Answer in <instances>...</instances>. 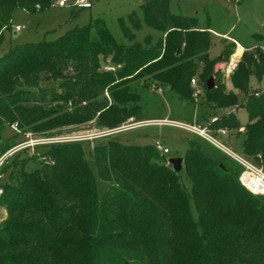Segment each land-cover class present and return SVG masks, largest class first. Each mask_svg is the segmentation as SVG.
Returning a JSON list of instances; mask_svg holds the SVG:
<instances>
[{
	"label": "trees",
	"instance_id": "obj_1",
	"mask_svg": "<svg viewBox=\"0 0 264 264\" xmlns=\"http://www.w3.org/2000/svg\"><path fill=\"white\" fill-rule=\"evenodd\" d=\"M53 4L0 0V45L18 8L34 13ZM119 24L127 43L97 17L54 39L16 44L4 52L0 134L12 124L46 132L95 119L115 128L139 116L142 95L131 82L143 78L170 89L182 104H194L191 80L199 71L209 103L240 104L215 70L221 59L210 58L209 21L201 26L198 16L174 12L171 0H146ZM145 27L154 33L140 38ZM110 57L121 65L117 72L103 68ZM210 76L215 79L211 89ZM252 76L264 79L261 47L246 52L231 77L247 96L246 122L224 112L208 125L243 128V153L264 168V91L258 96L251 91ZM183 157L191 193L182 170L151 144L111 139L95 145L89 160L84 143L70 141L48 145L20 164L13 160L0 182V206L6 210L0 221V264H264V196L241 183L243 166L196 134ZM30 160L40 166L28 168ZM98 179L109 182L102 191Z\"/></svg>",
	"mask_w": 264,
	"mask_h": 264
},
{
	"label": "rangeland",
	"instance_id": "obj_2",
	"mask_svg": "<svg viewBox=\"0 0 264 264\" xmlns=\"http://www.w3.org/2000/svg\"><path fill=\"white\" fill-rule=\"evenodd\" d=\"M76 1L78 0H69L66 6H60L59 0H54L51 7L34 13L18 8L13 16L12 28L5 30V40L0 45V56L11 46L38 42L44 38L54 39L58 34L77 24H87L91 18L97 17L105 19L114 36L119 41L127 43L119 19L137 11L146 0H89L92 2V7L80 10L77 9ZM171 6L174 12L198 16L201 26L207 25L209 21L213 41L210 58L221 59L215 64V70L220 71V74L224 76L227 91L235 92L238 95L241 105L233 107L237 109L238 119L242 123L246 122L248 112L243 105L246 103L247 96L233 86L231 77L234 72L228 74L227 69L233 59L238 61L239 65L246 52L254 51L256 47L264 49V0H171ZM17 25H24V28L18 31L16 30ZM148 33H154V31L145 27L139 33V37L144 38ZM103 68L117 72L121 65L113 63L112 57H110L103 62ZM211 77L214 79V76H210L208 82ZM193 78L197 80L198 87L202 89V93L195 96L196 87L192 85L191 80L194 104L190 102L182 104L176 93L168 88L161 89L153 83L146 84L144 78L132 81V89L142 95L141 112L139 116L129 117L115 128L99 125L96 119L46 132L25 131L18 128L16 124L8 125L0 134V182L7 179L10 169H13L12 161L15 160L14 157L19 151H21L20 156L16 158V160L19 159L18 164L22 163L24 157L42 154L47 146L53 143L82 141L86 157L92 160L94 146L107 143L111 139H119L125 144L135 145H154L157 139H161L170 150L169 153H161L168 160L174 157H183L190 146V139L195 134L178 125L159 124L160 121L169 119L205 127L208 125V121L215 116H220L232 108L216 107L207 101L204 77L201 71ZM57 84L54 81L48 82V85L57 86ZM251 91L256 93L264 91V79L260 81L256 76H252ZM104 95L110 97L108 91ZM124 126L125 129L114 132ZM221 129L227 128L212 129L219 141L263 167L257 162L258 158H252L243 153V128L228 129L226 133H223ZM12 144L16 145L10 148ZM203 145L206 144L203 143ZM206 147L210 148L208 145ZM7 153L9 155L3 158ZM6 165H10L9 169L5 167ZM27 166L28 168L38 167L40 161L30 160ZM93 168L97 175L94 166ZM181 178L184 187L191 193V179L184 170L181 171ZM98 180L102 191L109 182ZM2 191L3 187L0 186V195ZM191 208L196 219L197 211L193 200H191ZM5 216L6 210L0 206V221Z\"/></svg>",
	"mask_w": 264,
	"mask_h": 264
},
{
	"label": "built area",
	"instance_id": "obj_3",
	"mask_svg": "<svg viewBox=\"0 0 264 264\" xmlns=\"http://www.w3.org/2000/svg\"><path fill=\"white\" fill-rule=\"evenodd\" d=\"M69 0H59L60 6H66L68 4ZM76 6L78 7H91L92 2L89 0H78L75 2ZM24 28V25H17L16 30L20 31ZM238 67V61L232 60L228 64L227 72L228 74L234 72ZM192 85L196 87L195 96H198L202 93V89L198 87L197 80L195 78L192 79ZM256 95H259V92L256 93ZM226 112H233L237 113V109L235 107H232L231 109H228ZM219 118V116H215L211 121H216ZM159 124H174L181 126L185 128L186 130L192 132L193 134H196L219 149H221L224 153L235 159L237 162H239L243 166V170L240 175V181L241 183L252 193L257 195L264 196V168L255 164L253 161H251L248 157L244 156L243 154H239L229 147H227L224 143L218 140V138L215 136L214 131L210 128L209 125L205 127H200L195 124H187L184 122L176 121V120H169L164 119L161 120ZM121 129H125L124 127H121L119 129L114 130L118 131ZM228 129H221L223 133H226ZM156 149L161 153H169L170 150L168 147L165 146L164 142L161 139H157L154 143ZM9 153H7L3 158L7 157Z\"/></svg>",
	"mask_w": 264,
	"mask_h": 264
},
{
	"label": "water",
	"instance_id": "obj_4",
	"mask_svg": "<svg viewBox=\"0 0 264 264\" xmlns=\"http://www.w3.org/2000/svg\"><path fill=\"white\" fill-rule=\"evenodd\" d=\"M221 57V56H220ZM255 70V67H254ZM214 79L213 77H211V79L208 82V88L211 89L214 87ZM172 167L176 170V171H181L183 169V162H184V157H174V158H170L168 161Z\"/></svg>",
	"mask_w": 264,
	"mask_h": 264
},
{
	"label": "crops",
	"instance_id": "obj_5",
	"mask_svg": "<svg viewBox=\"0 0 264 264\" xmlns=\"http://www.w3.org/2000/svg\"><path fill=\"white\" fill-rule=\"evenodd\" d=\"M91 7H92V6H91ZM89 8H90V7H89ZM65 32H66V31H65ZM65 32H63V33H65ZM63 33L58 34L57 37L60 36V35L63 34ZM55 38H56V37H55ZM235 41H236V40H235ZM236 42H237V41H236ZM237 43H238V42H237ZM238 44H239L240 46H242L240 43H238ZM163 120H164V119H163ZM144 121H147V120H144ZM15 134H16V133H15Z\"/></svg>",
	"mask_w": 264,
	"mask_h": 264
}]
</instances>
